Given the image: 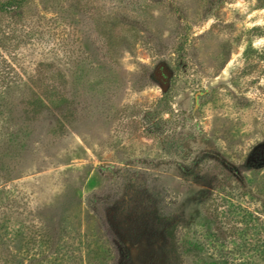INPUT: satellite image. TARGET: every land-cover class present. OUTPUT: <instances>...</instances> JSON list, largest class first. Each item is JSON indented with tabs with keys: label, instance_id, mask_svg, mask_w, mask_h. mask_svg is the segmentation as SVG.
Masks as SVG:
<instances>
[{
	"label": "rangeland",
	"instance_id": "rangeland-1",
	"mask_svg": "<svg viewBox=\"0 0 264 264\" xmlns=\"http://www.w3.org/2000/svg\"><path fill=\"white\" fill-rule=\"evenodd\" d=\"M0 264H264V0L0 15Z\"/></svg>",
	"mask_w": 264,
	"mask_h": 264
},
{
	"label": "trees",
	"instance_id": "trees-1",
	"mask_svg": "<svg viewBox=\"0 0 264 264\" xmlns=\"http://www.w3.org/2000/svg\"><path fill=\"white\" fill-rule=\"evenodd\" d=\"M27 2L28 0H0V15H8L10 18H19Z\"/></svg>",
	"mask_w": 264,
	"mask_h": 264
}]
</instances>
